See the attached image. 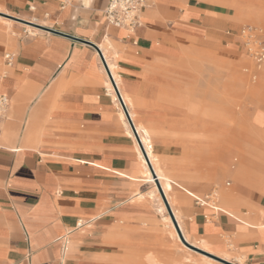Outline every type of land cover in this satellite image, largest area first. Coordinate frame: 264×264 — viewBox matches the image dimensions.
<instances>
[{
  "label": "crops",
  "instance_id": "crops-1",
  "mask_svg": "<svg viewBox=\"0 0 264 264\" xmlns=\"http://www.w3.org/2000/svg\"><path fill=\"white\" fill-rule=\"evenodd\" d=\"M108 1L0 0L1 12L21 20L0 21V93L9 98L0 119V264L135 263L134 241L122 235L131 229L118 221L130 227L159 193L121 105L105 92L100 56L83 41L105 51L134 130L135 120L149 128L148 160L163 169L159 183L185 241L235 264H264V159L247 144H223V126L215 165L212 130L188 110L208 79L213 87L215 70L222 103L229 79L219 66L237 60L228 41L214 39L206 2L217 0H152L133 33L105 21ZM234 16L244 18V7ZM22 21L58 33L30 32ZM248 121L245 130L262 128L264 109L253 108ZM252 157L262 162L254 171ZM219 164L234 187L214 210L198 194L224 176L214 175Z\"/></svg>",
  "mask_w": 264,
  "mask_h": 264
},
{
  "label": "rangeland",
  "instance_id": "rangeland-1",
  "mask_svg": "<svg viewBox=\"0 0 264 264\" xmlns=\"http://www.w3.org/2000/svg\"><path fill=\"white\" fill-rule=\"evenodd\" d=\"M196 1L201 2L202 0ZM217 2L218 3L206 2V5L210 8V12H207L206 15L210 16L215 22L214 25L211 24L210 27L218 32L214 39L215 41L224 39L223 43L228 41L231 46L236 49L237 57L235 58L237 60L224 61L226 67H222V65L219 66V68L228 75L229 79L228 83L226 80L227 90L225 91L224 100L222 101L223 104L221 103V100H219L218 94L214 91L216 90L217 85L216 80H218L217 75L221 76L220 73L215 74L217 72V70H215L213 74V87L210 86L208 80L209 88H199L198 102L196 105L189 106L188 110H191L192 112L196 110L198 123L204 131L206 128L212 130V142L215 143V150L212 154L214 156L215 165L221 162V153L218 150L222 148V143L219 144L217 141V131L219 130V126L216 125L213 120L212 113L213 111L220 110L218 108L220 105H222L223 111L228 118L227 124L224 125L225 128L228 129V133L223 144H227L232 149L235 148L236 145L247 144L254 147L255 154H259L264 159V126L256 129V132L245 130V126L244 129L239 127V124L242 125L243 123L248 126V117L253 108L255 109V107L261 106L264 109V76H262L264 74V60L260 65H256L255 61L247 51V45L245 44L247 37H244L242 34L243 28L249 25L262 29L264 35V22L255 17L253 19H237L234 16L235 9L241 7L264 10V0H217ZM0 13L9 15L1 11ZM1 19L4 23L8 19L12 20V18L0 15V21ZM262 40L264 41V36ZM11 51L12 50L7 49V53ZM198 73L201 75L200 70H198ZM251 89H255L257 93H251ZM261 99H263V101ZM238 118L240 120L235 121V119ZM262 118L263 117L260 119H254L253 122L256 126H259ZM135 122L142 128L149 129L138 121L135 120ZM234 157H236L235 151L231 153L227 162L234 163ZM248 165H250L251 169L254 171L256 168L262 166V162L259 159L252 157ZM214 175L224 176L220 178L215 177L213 188L206 196L203 194L198 195L210 206L223 207V198L233 195L232 190L234 187V179L222 171L220 164L216 166ZM227 182H230V184L227 185ZM148 189V186L144 185V190L147 191ZM150 190H152V187ZM158 196H160V194ZM158 198L147 196L148 201L151 203V207L148 210L140 212L139 215L141 217L129 221L128 225L130 227L125 226V221H118L119 228L122 227L124 230L126 228L131 229L130 233L122 231V235L124 237L129 235L134 241L133 255L129 250L128 252L126 251L127 253H125L123 257L126 256L129 258L131 255L134 256V264H142L141 262L136 263V261L142 260L144 261L143 264H220L217 261L226 264L219 260L221 259L220 256H224L222 253L213 255L216 253H212L209 249L211 253L206 252L203 254L199 251H193V249H191L193 252L189 251V247L185 245L184 248L171 232V227L166 224L165 219L169 216L167 210L161 207L160 209L162 212L158 211L160 205ZM187 238L193 244L198 246L202 245L201 242L190 240L188 236ZM119 251L122 252L123 250L119 249ZM199 254L211 257L217 261L206 259ZM126 257L124 260H126ZM236 260L237 258L235 259V262H238V260Z\"/></svg>",
  "mask_w": 264,
  "mask_h": 264
},
{
  "label": "built area",
  "instance_id": "built-area-1",
  "mask_svg": "<svg viewBox=\"0 0 264 264\" xmlns=\"http://www.w3.org/2000/svg\"><path fill=\"white\" fill-rule=\"evenodd\" d=\"M151 3L152 0H109L107 6L103 10V16L108 24L118 28H125L129 32L133 33L141 25V10L148 7ZM242 34L244 37H247L245 44L247 45L248 53L253 58L256 65H260V63L264 60V41L262 40L264 35L262 29L248 25L243 28ZM5 57L8 62L12 60V54L10 53H6ZM100 59L101 64L104 66L106 61L102 53ZM107 76L108 78H112L110 71L109 74L107 73ZM114 91L116 93L118 103L121 105L122 102L125 107V103L116 85ZM105 92L108 93V89L106 87ZM117 94L120 96L121 102ZM8 105V96L0 93V119L4 116ZM196 201L203 204V202L198 199H196Z\"/></svg>",
  "mask_w": 264,
  "mask_h": 264
},
{
  "label": "bare ground",
  "instance_id": "bare-ground-1",
  "mask_svg": "<svg viewBox=\"0 0 264 264\" xmlns=\"http://www.w3.org/2000/svg\"><path fill=\"white\" fill-rule=\"evenodd\" d=\"M244 10H245V16H244V18H250V19H253L254 17L255 18H258L259 20H261V21H263L264 22V10L263 9H251V8H246V7H244ZM244 18H241V19H244ZM13 20V19H12ZM12 20H10V19H8L7 21V23H9L10 21H12ZM36 21H32L31 23H35ZM19 24H21V23H19ZM25 25H26V27H27V29L29 30V31H31L32 29L33 30H38V28L36 27V26H33V25H31V24H26V23H24ZM41 24V23H40ZM101 53H102V55H103V57L105 58V61H106V67H108V71H110V74H111V76H112V78L110 77V78H108L109 79V85H108V87H107V89H108V93L110 94V95H112V96H116V93H115V83L117 82V78H116V75H115V73L113 72V68H112V65L107 61V58H106V54H105V51L103 50V51H101ZM105 68V67H104ZM106 70V69H105ZM264 72V71H263ZM210 73V72H209ZM106 74H107V70H106ZM210 76V75H209ZM262 76H264V74L262 75ZM209 80V79H208ZM259 84V83H258ZM117 87V86H116ZM119 91V90H118ZM218 96H221V95H218ZM220 110H217V111H214V113H213V120L215 121V123H216V125H218L219 126V128H221V127H223L224 125H226L227 124V122H228V118H227V116H226V113L223 111V107H222V105H220V107H218ZM127 118V117H126ZM128 120V119H127ZM233 120V119H232ZM235 121H237V120H235ZM244 126H245V124L243 123L242 125H240L239 124V127L240 128H242V129H244ZM131 127V126H130ZM131 130H132V133L135 135V133H136V135H135V139H136V141L138 142V144H139V147H140V150H141V152H142V154H143V157H144V160L146 161V163H145V166H146V172H145V174H146V177L148 178V180L150 181V182H152V183H154L155 185H156V183H155V178H154V176L152 175V173H151V171H150V168H149V160H148V157L151 155L150 154V151H149V149H148V143H147V137H146V135L148 134L147 133V129H144V128H142L141 126H140V129L139 128H137V132L135 131V130H133L132 128H131ZM137 133H138V135H139V137H138V135H137ZM218 133V132H217ZM138 137V138H137ZM222 139L223 138H221V136H219L218 135V137H217V141H218V143L220 144V143H222ZM141 141V142H140ZM142 143V144H141ZM143 145V146H142ZM220 146V145H219ZM144 147V148H143ZM144 149H145V151H144ZM240 149V148H239ZM241 150V149H240ZM221 156H223V155H221ZM150 158V157H149ZM223 158V157H222ZM152 165H150V166H152V170L154 171V173H155V176H156V179H158V182H160L161 183V181H162V178L164 177V172H163V169L161 168V167H159V166H157V164H156V162H153V163H151ZM159 183V184H160ZM156 187H157V185H156ZM161 187V186H160ZM161 189H163L162 191L163 192H165V187H163L162 186V188ZM157 190H158V188H157ZM158 192H159V190H158ZM160 194V193H159ZM158 194V195H159ZM164 194V193H163ZM165 195H166V197L165 198H167L166 200H168V196H167V194H166V192H165ZM164 195V196H165ZM161 196V195H160ZM159 196V197H160ZM160 199H162V197H160ZM162 201H163V199H162ZM164 203V201L162 202V207L165 209V210H167V208H166V206H165V203ZM167 203H168V201H167ZM168 205H169V203H168ZM169 207H170V205H169ZM171 209V208H170ZM213 209L214 210H219V207L218 206H213ZM172 211V210H171ZM167 213H168V215H169V212L167 211ZM173 214V213H172ZM170 216V215H169ZM167 217V219H165V221H166V224L168 225V226H170L171 227V232L175 235V237L177 238V240L180 242V244L185 248V246H187V247H189L190 249H193V250H195V251H199V252H202L203 254H205L206 252H204V251H202V250H200V249H198L197 247H195V246H193V245H191V244H189L187 241V243L189 244V245H191L192 247H190V246H188V245H186L182 240H181V238L179 237V234H178V232H177V230H176V228H175V226H174V224H173V221H172V219H171V217ZM174 216V215H173ZM175 218V217H174ZM177 223V222H176ZM181 232V231H180ZM186 238V237H185ZM185 240V239H184ZM185 245V246H184ZM211 258V257H210ZM222 261H224L223 259H221ZM226 261V260H225ZM227 264V263H226Z\"/></svg>",
  "mask_w": 264,
  "mask_h": 264
},
{
  "label": "water",
  "instance_id": "water-1",
  "mask_svg": "<svg viewBox=\"0 0 264 264\" xmlns=\"http://www.w3.org/2000/svg\"><path fill=\"white\" fill-rule=\"evenodd\" d=\"M0 15H2V16H4V17L12 18V19H14V20L21 21L20 19H18V18H16V17H12V16L5 15V14H2V13H0ZM22 22H24V23H26V24H31V25L36 26V27H38V28H42V29L49 30V31H51V32H56V31H54V30H52V29H47V28L42 27V26H39V25H37V24H35V23H31V22H27V21H22ZM56 33H58V32H56ZM59 34H62V33H59ZM83 42H86V43L90 44L93 48H95V50L98 52L99 56L101 57V51H100V49L98 48V46H96V45L93 44V43L87 42V41H83ZM104 67H105V69L107 70V73L109 74V71H108V68L106 67V64H104ZM117 96H118V98H119V100H120V102H121L120 96H119L118 94H117ZM121 105H122L123 111H124V113H125V115H126L128 121H129V124H130L131 128L134 130V127H133V125H132V122L130 121V118H129V116H128V112H127L126 108L124 107V105L122 104V102H121ZM135 135H136V133H135ZM137 138H138V137H137ZM149 168H150V171H151L152 175H153L154 178H155V183H156V185H157V188H158V190H159V193H160V195H161V197H162V199H163V201H164V203H165V206H166V208H167V211L169 212V215H170V217H171V219H172V221H173V224H174V226H175V228H176V230H177V232H178V234H179V237L181 238V240H182L186 245L192 247L191 245H189V244L184 240V238H183V236H182V234H181V232H180V230H179V228H178V225H177V223H176V220H175V218H174V216H173V214H172V211H171V209H170V207H169V205H168V203H167V200H166V198H165V196H164V194H163V191H162V189H161V187H160V184H159L158 180L156 179L155 173H154V171L152 170V167L150 166V163H149ZM192 248H193V247H192ZM219 260H221V259H219ZM221 261H222V260H221ZM223 262H225V263H227V264H235V263H233V262H229V261H225V260H224Z\"/></svg>",
  "mask_w": 264,
  "mask_h": 264
}]
</instances>
